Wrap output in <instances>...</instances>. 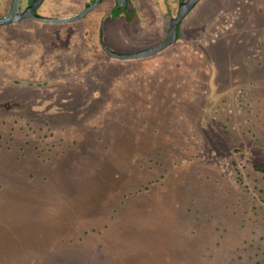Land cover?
<instances>
[{"label": "rangeland", "instance_id": "1", "mask_svg": "<svg viewBox=\"0 0 264 264\" xmlns=\"http://www.w3.org/2000/svg\"><path fill=\"white\" fill-rule=\"evenodd\" d=\"M89 23L0 26V264H264V0L145 58Z\"/></svg>", "mask_w": 264, "mask_h": 264}, {"label": "flooded vegetation", "instance_id": "2", "mask_svg": "<svg viewBox=\"0 0 264 264\" xmlns=\"http://www.w3.org/2000/svg\"><path fill=\"white\" fill-rule=\"evenodd\" d=\"M93 1L94 0H76L72 4V8L68 10H73L79 7L78 9H76L77 12L74 13L76 14L82 9H84L86 6H88L89 4H91ZM185 1L186 0H100L80 19L85 18L86 20L88 19V21H90L88 29L93 28L96 30L97 43L100 47V50L104 53H106V51L103 48L102 41L104 43L106 42L107 45L116 44L120 46H125L127 45L126 42L130 43L131 40L139 38L143 30L150 29L152 33L151 35H153L152 37L154 38V40L153 42L148 44L149 47L138 50V51H142L158 45L167 36L170 28V25L167 24L171 21L172 18L177 17L180 6ZM200 1L201 0H199L181 20L177 28L178 36L175 42L181 39L182 34H184L182 31V27L184 25L186 29L189 30L187 27L188 24L185 23V20L187 16L196 8V6ZM32 2L33 0H20L19 11L20 12L24 11ZM61 3L62 1L60 0H50L48 2H45V0H41V2L38 5H36L34 11L38 14L47 16L46 8H45L46 4L50 6L52 5L57 6L60 5ZM11 5H12V0L10 2L9 7L6 9V11L0 14V16L6 15L9 12ZM51 17H64V16H51ZM21 22L45 23L48 21L38 20L33 17H25L17 20L14 23L4 24L0 26H7ZM165 23L167 24L165 25ZM129 33H131V36L127 38ZM172 44H170L169 46H171ZM169 46H167L166 48H168ZM164 49L160 51H163ZM138 51H132V52H138ZM152 55L154 54L135 57V58H145ZM111 58L119 59L115 57H111ZM135 58H127V59H135Z\"/></svg>", "mask_w": 264, "mask_h": 264}, {"label": "water", "instance_id": "3", "mask_svg": "<svg viewBox=\"0 0 264 264\" xmlns=\"http://www.w3.org/2000/svg\"><path fill=\"white\" fill-rule=\"evenodd\" d=\"M100 0H94L91 4L86 6L84 9L79 11L76 14L70 15V16H64V17H51V16H44L41 14H38L34 11L36 5H38L41 0H33V2L22 12L19 11V4L20 0H12V5L9 10V12L4 15L0 16V25L14 23L19 19L25 18V17H33L38 20L42 21H48V22H66V21H73L76 19H80L83 17L92 7H94ZM199 0H186L183 2L180 6L179 12L177 17L172 18L169 22L170 28L168 31L167 36L156 46L138 51V52H118L113 50L112 48L108 47L103 41V48L106 51L107 55L109 57H115L119 59H127V58H135V57H141L145 55L155 54L158 51L166 48L173 42L177 40L178 36V26L183 19V17L186 15V13L198 2Z\"/></svg>", "mask_w": 264, "mask_h": 264}]
</instances>
